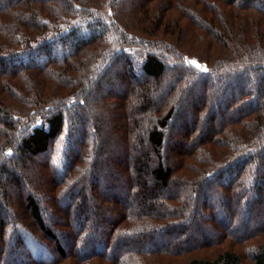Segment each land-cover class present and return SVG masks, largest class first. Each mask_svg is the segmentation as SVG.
<instances>
[{"label":"trees","instance_id":"obj_1","mask_svg":"<svg viewBox=\"0 0 264 264\" xmlns=\"http://www.w3.org/2000/svg\"><path fill=\"white\" fill-rule=\"evenodd\" d=\"M211 245L264 264V0H0V264Z\"/></svg>","mask_w":264,"mask_h":264},{"label":"rangeland","instance_id":"obj_2","mask_svg":"<svg viewBox=\"0 0 264 264\" xmlns=\"http://www.w3.org/2000/svg\"><path fill=\"white\" fill-rule=\"evenodd\" d=\"M128 50L130 52H133V54H135V55H137L136 53L139 52V50L135 49V48H131V49H128ZM200 51H202V49L195 50V52H200ZM138 60H141V58L138 59ZM191 61H196V57L192 56ZM107 75H108V73H107ZM166 82H168V80ZM193 86H194V87H192L193 90H197L198 89L196 84L193 85ZM101 89H102V92L100 93V95H98V97L99 96L100 97H104L106 95V93H109L112 96L117 95V94L121 93L124 88H121L120 83L115 81L111 86L110 85L107 86L106 84H102ZM217 93L218 92L215 93L214 91H213V93L210 92L209 95L212 97L211 99L216 97ZM183 108H186L185 104L182 106V109ZM182 111H184V110H182ZM112 157L115 158L116 154L114 153V156H112ZM103 158H104V160L102 159V160H100V162L105 163L104 166H106L107 165L106 163L108 162V161H106V158H107L106 154H105V156ZM108 166H109V168L111 167V165H108ZM97 175H99V174H97ZM97 179H98V176H97ZM102 182L103 181H100L99 183H97V181H96V183L98 184L97 186L102 190L103 193H105V191H109V190L108 189L106 190V188H107L106 184L102 183ZM105 182H106V180H105ZM117 186H118V190L117 191H109L108 193L111 194L113 198H116V197L113 196V194H116L117 199L124 200L125 199V195H124V192L120 190L121 187L119 186V183H118ZM211 199H212V196H211ZM92 205H94V204L91 202V199L87 200V203L85 204L86 211H87L86 214L89 215L90 217L92 216V214H94V218H96L97 221L101 222V220L104 219L105 216L98 214V212L95 211V209H93ZM216 213L220 214V212H218V211H216ZM211 232L212 231L208 230L207 228L206 229H202L201 231H198V233L202 234L203 236H205V239H207V240H212L213 234ZM189 235L192 236L193 240L189 241L187 245H185V243L183 242L181 244L182 248H186V246H188L189 244L197 242L195 239H198V238L200 239L201 238V236H199L197 234H194V232L192 234V231L189 232ZM184 239L187 240L189 238H184ZM167 240H169V239L165 238V240L164 239L161 240L160 235H156L154 237V243H156V244L157 243L163 244V241L165 242ZM170 240H172V238H170ZM216 250H218L217 249V245H214V246L211 245L210 247H207V248H196V249L191 248V250H188L186 253L180 255V258L177 259V262L181 264V263L185 262V261H183L184 257L187 258V256H192V255L198 256V257H203L204 256L205 258L211 259L212 255L215 253ZM164 261H169V260H164Z\"/></svg>","mask_w":264,"mask_h":264},{"label":"water","instance_id":"obj_3","mask_svg":"<svg viewBox=\"0 0 264 264\" xmlns=\"http://www.w3.org/2000/svg\"><path fill=\"white\" fill-rule=\"evenodd\" d=\"M192 62H195V63H192ZM192 62H191V66H193V67H195V68H197V69H201V70L204 71V72L207 71L206 67L201 66L200 63H198V62H196V61H192ZM196 65H199V67H197Z\"/></svg>","mask_w":264,"mask_h":264},{"label":"snow or ice","instance_id":"obj_4","mask_svg":"<svg viewBox=\"0 0 264 264\" xmlns=\"http://www.w3.org/2000/svg\"><path fill=\"white\" fill-rule=\"evenodd\" d=\"M192 63H195V62H192ZM197 67H199V65H196Z\"/></svg>","mask_w":264,"mask_h":264}]
</instances>
